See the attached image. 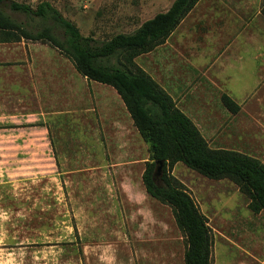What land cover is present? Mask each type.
I'll list each match as a JSON object with an SVG mask.
<instances>
[{"label": "rangeland", "instance_id": "374dc122", "mask_svg": "<svg viewBox=\"0 0 264 264\" xmlns=\"http://www.w3.org/2000/svg\"><path fill=\"white\" fill-rule=\"evenodd\" d=\"M14 1L34 8L49 2L84 37L103 42L133 33L175 0ZM263 4L201 0L163 45L136 59L212 149L253 148L258 126L263 137ZM38 44L40 58L62 56ZM47 68L28 72L38 102L23 105V114L46 116L0 130V264H185L187 241L173 210L146 195L150 146L118 93L87 80L71 62L59 72ZM223 95L238 112L225 108ZM12 126L0 121V128ZM171 175L207 218L211 264H264V212L253 213L235 184L183 164Z\"/></svg>", "mask_w": 264, "mask_h": 264}, {"label": "trees", "instance_id": "16d2710c", "mask_svg": "<svg viewBox=\"0 0 264 264\" xmlns=\"http://www.w3.org/2000/svg\"><path fill=\"white\" fill-rule=\"evenodd\" d=\"M200 1L175 0L168 11L144 22L133 33L99 42L84 37L49 2L34 8L0 0V42L49 45L70 60L81 76L118 93L134 127L150 146V161L142 177L146 194L173 210L186 237L185 264H211L214 242L207 218L183 184L171 175L176 164L209 180H229L248 198L253 213L264 212V164L243 153L210 148L172 97L136 64L137 58L163 45ZM261 14L264 18V4ZM16 15L25 16L27 21L17 20ZM33 22L39 27L34 28ZM222 103L232 113L240 109L227 95L222 96Z\"/></svg>", "mask_w": 264, "mask_h": 264}, {"label": "crops", "instance_id": "0c3cea01", "mask_svg": "<svg viewBox=\"0 0 264 264\" xmlns=\"http://www.w3.org/2000/svg\"><path fill=\"white\" fill-rule=\"evenodd\" d=\"M38 45V43L34 44L25 41L18 43L0 42V121L7 123L11 122L13 125L8 128H0V130H20L23 128L21 125L24 121L31 123V121H37L40 120L41 117L44 118V116H46L44 113L39 114L33 111L23 114V105L26 102L28 103L29 99H31V103L34 102L36 104L38 102V85L36 86L35 83H29L33 81V78L28 72L32 73L34 71V73H38L40 66L45 68L52 66L59 72L61 63L63 64L64 61H68L70 64L71 62L64 56H57V60H50L47 58V61L46 59L40 58L38 50L35 48ZM48 74L50 73L48 72ZM63 74L65 75L64 72ZM25 91L26 94L24 95ZM260 119V125L264 124V116ZM258 127L259 128H257L256 125L257 134L254 138V147L249 148L241 143L244 148L242 153L254 157L264 164V134H261L263 137H258V130L261 129V126ZM131 194L134 193L130 190V195Z\"/></svg>", "mask_w": 264, "mask_h": 264}, {"label": "water", "instance_id": "95a60500", "mask_svg": "<svg viewBox=\"0 0 264 264\" xmlns=\"http://www.w3.org/2000/svg\"><path fill=\"white\" fill-rule=\"evenodd\" d=\"M162 165V163H160ZM161 169L158 170V172H160Z\"/></svg>", "mask_w": 264, "mask_h": 264}]
</instances>
